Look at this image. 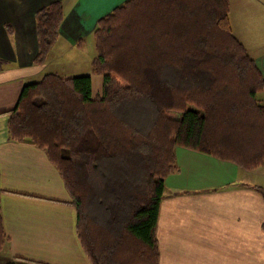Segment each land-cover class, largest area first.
<instances>
[{"label":"trees","instance_id":"obj_1","mask_svg":"<svg viewBox=\"0 0 264 264\" xmlns=\"http://www.w3.org/2000/svg\"><path fill=\"white\" fill-rule=\"evenodd\" d=\"M228 13L229 0H124L93 29L100 93L87 73L50 72L24 84L8 111L10 139L43 149L62 177L92 264H158V212L177 146L263 168L264 81ZM63 16L60 1L36 12L37 64ZM252 188L264 200V186ZM5 240L0 214V250Z\"/></svg>","mask_w":264,"mask_h":264},{"label":"crops","instance_id":"obj_2","mask_svg":"<svg viewBox=\"0 0 264 264\" xmlns=\"http://www.w3.org/2000/svg\"><path fill=\"white\" fill-rule=\"evenodd\" d=\"M53 1H60L64 12L57 40L73 48L124 0H0V214L6 236L0 264H92L59 172L43 149L8 134V111L23 85L56 73L46 71L48 58L42 64L34 60L35 15ZM255 2L264 8V1L229 0L228 20L238 41L235 18ZM247 51L264 81V52ZM93 53H87L84 72ZM175 156L178 169L164 180L158 212V264H264V200L252 188L264 185H233L247 174L206 153L177 146Z\"/></svg>","mask_w":264,"mask_h":264},{"label":"rangeland","instance_id":"obj_3","mask_svg":"<svg viewBox=\"0 0 264 264\" xmlns=\"http://www.w3.org/2000/svg\"><path fill=\"white\" fill-rule=\"evenodd\" d=\"M259 1H264V0H259ZM235 19L237 21V23H234L236 33L238 34L240 41L242 42L245 49L250 50L253 56H257L261 52L263 53L264 52V8L261 7L256 2L252 3V5L246 6L244 9V13H242L241 16H237ZM201 20L208 23V18L206 17V15H203L201 17ZM242 23H244V25H241ZM94 45H95L94 36L93 33L91 32L88 33L87 37L86 35L84 36L82 45H78V46L76 45L73 48L62 45L57 40L49 52L46 71H56V73L62 76L82 75L84 73H87L88 75L91 76L92 95L95 96L101 91L102 76L92 71L91 63L90 66H88L86 72H84L83 70L85 64L88 61V56L90 55V52L93 51L94 52L93 55L95 54ZM73 51L76 52V54H72ZM87 53H89V55H87ZM179 68L180 67H178V69ZM72 69L74 70L79 69V70L78 72H74L75 74H72L73 72H70V70ZM36 79L39 80L40 78L38 77ZM231 88H233V86H231ZM258 96L260 98L259 99L260 106H264V98L262 96V93H259ZM166 110L169 116L178 117L180 115L178 110H174L171 108L169 109V107H167ZM138 115L143 116L142 114H138ZM137 123L140 126L142 122H137ZM238 170L240 173L247 175L244 178L240 177V179L237 178L236 180H234V182H232L234 183L233 185L244 184V183H257L264 185V165L263 168H260L259 170L256 171H245L241 168H238ZM232 177H235V174H233ZM0 261H2L1 256H0Z\"/></svg>","mask_w":264,"mask_h":264}]
</instances>
